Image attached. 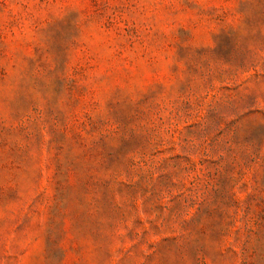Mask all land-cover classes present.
<instances>
[{
	"label": "rangeland",
	"instance_id": "1",
	"mask_svg": "<svg viewBox=\"0 0 264 264\" xmlns=\"http://www.w3.org/2000/svg\"><path fill=\"white\" fill-rule=\"evenodd\" d=\"M0 264H264V0H0Z\"/></svg>",
	"mask_w": 264,
	"mask_h": 264
}]
</instances>
